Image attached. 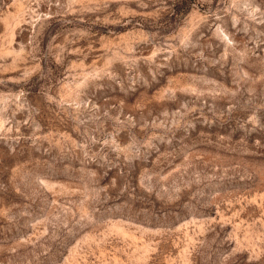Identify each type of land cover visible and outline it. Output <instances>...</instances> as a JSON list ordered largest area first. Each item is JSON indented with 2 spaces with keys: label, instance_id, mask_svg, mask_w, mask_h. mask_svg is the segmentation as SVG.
<instances>
[{
  "label": "rangeland",
  "instance_id": "obj_1",
  "mask_svg": "<svg viewBox=\"0 0 264 264\" xmlns=\"http://www.w3.org/2000/svg\"><path fill=\"white\" fill-rule=\"evenodd\" d=\"M0 264H264V0H0Z\"/></svg>",
  "mask_w": 264,
  "mask_h": 264
}]
</instances>
